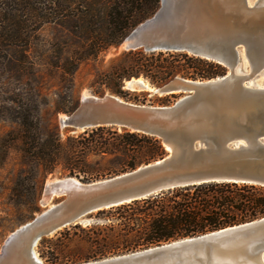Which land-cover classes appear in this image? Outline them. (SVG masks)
I'll return each mask as SVG.
<instances>
[{
	"label": "water",
	"instance_id": "1",
	"mask_svg": "<svg viewBox=\"0 0 264 264\" xmlns=\"http://www.w3.org/2000/svg\"><path fill=\"white\" fill-rule=\"evenodd\" d=\"M123 43L127 51L187 53L219 63L230 74L148 84L160 95L186 94L168 106L136 104L111 94L82 96L60 120L62 127L85 131L107 126L157 136L169 153L91 183L66 177L45 185L43 197L52 206L14 233L0 264H45L36 251L43 238L83 223L99 210L163 190L204 182L264 187V87L253 82L264 70V0H161L158 11ZM241 64L249 66V75L237 73ZM133 79L139 78L125 81L126 89H147ZM80 264H264V217Z\"/></svg>",
	"mask_w": 264,
	"mask_h": 264
},
{
	"label": "trees",
	"instance_id": "2",
	"mask_svg": "<svg viewBox=\"0 0 264 264\" xmlns=\"http://www.w3.org/2000/svg\"><path fill=\"white\" fill-rule=\"evenodd\" d=\"M161 0H0V64L14 66L15 77L27 76L36 84L40 71L28 57L32 37L46 25H68L71 33H84L91 40V59L122 44L129 33L151 17ZM81 9V13L76 11ZM74 60V59H73ZM66 60L52 65L48 76L60 74L70 83L68 96L57 100L55 113H72L78 105L73 97L74 74L79 61ZM72 62V63H71ZM12 69V68H11ZM13 70V69H12ZM223 65L183 52L147 53L143 49L125 51L113 58L106 70L97 71L91 84L94 95L106 92L126 101L146 103L147 92L125 89V81L145 78L160 87L174 78L210 80L225 76ZM21 80V79H20ZM43 81V80H42ZM41 83V82H40ZM36 91V88H34ZM140 97H144L140 100ZM176 94L162 97L171 104ZM16 141L24 155L53 173L59 166L67 175L90 183L101 178L130 172L158 161L168 151L157 136L116 127L91 128L63 141L57 126L44 127L35 100H13ZM36 113V114H33ZM57 114H55L57 116ZM94 160L89 162V158ZM107 222L106 236H97L95 245L106 247L86 260H100L172 241L195 237L264 217V187L233 182H204L178 186L148 197L95 212ZM71 228H81L79 224ZM98 225L91 231L98 232ZM68 230L65 229L64 232ZM61 234L63 232H60ZM44 238L40 241L41 245ZM40 257L54 264L44 252Z\"/></svg>",
	"mask_w": 264,
	"mask_h": 264
},
{
	"label": "rangeland",
	"instance_id": "3",
	"mask_svg": "<svg viewBox=\"0 0 264 264\" xmlns=\"http://www.w3.org/2000/svg\"><path fill=\"white\" fill-rule=\"evenodd\" d=\"M80 10L78 9L76 12L80 14ZM90 43L91 40H86L84 33H71L69 26L66 24L62 26L53 24L44 26L32 37L27 52L30 61L34 62L37 70L40 71L41 83L38 84L31 81L27 76L18 80L15 77L14 66L0 64V254L17 229L33 220L46 207L51 206V204L47 206L50 202L43 203L46 200L43 197L45 185L58 179L71 177L67 175L68 171L63 166L57 167L53 173H47L42 166L29 160L24 155L21 143L15 139L18 133V125L14 121L15 113L12 100L17 95L23 97L24 103H31V100H35L43 126L47 128L57 126L63 141L69 136H78L83 133L82 130L61 126L60 120L71 113L57 114L54 111V105L62 97L67 98L70 83L62 79L60 74L52 77L48 76L47 70L51 69L52 65L63 64L66 60H75L76 62L78 61L77 58H82L83 60L79 61L74 74L72 95L75 98L78 97V104L82 96L94 95L91 91V84L97 71L106 70L113 58L127 50H125L123 44L111 47L99 54L97 60H94L91 59ZM0 60L2 61V59ZM237 73L249 75L251 70L248 65L241 64L237 69ZM140 78L149 84L145 78ZM253 82L255 86L264 87V70L255 75ZM34 88H36V91ZM142 91L148 93L145 105L150 106L172 105L186 95L185 93L176 94V98L170 100L171 104H162L166 101L161 98L166 95L156 93L153 88L136 92ZM106 94L111 93L106 92ZM143 99L144 97H140V100ZM93 160L94 158L90 156L89 162L91 163ZM78 224L81 228L73 229L71 226L74 225H71L56 234L45 237L44 242L41 245L39 243L36 248L38 256L40 257L42 251L54 264H80L91 261V259L86 260V258L91 257L99 250L106 249L104 246L97 247L98 245H95L94 240L97 236L107 235L108 232L104 230L107 222L98 219L93 213L85 218V222ZM94 224L103 230L91 231V226ZM65 229L68 231L64 232Z\"/></svg>",
	"mask_w": 264,
	"mask_h": 264
},
{
	"label": "bare ground",
	"instance_id": "4",
	"mask_svg": "<svg viewBox=\"0 0 264 264\" xmlns=\"http://www.w3.org/2000/svg\"><path fill=\"white\" fill-rule=\"evenodd\" d=\"M123 45H125V49H126V43H123ZM245 62L247 63V61H245ZM228 74H230V72H229ZM133 81H134V82H139V83H140V82H144L145 85L147 86V89H150V88H151V87L148 86V84H147L145 81H143V79H141V78L138 79V80H137V79H133ZM126 86H127V87H128V86H131V88L134 87V85L130 84V82H127V83H126ZM65 117H66V116H65ZM63 119H64V118H63ZM79 131H80V130H79ZM99 180H101V179H99ZM58 181H59V179L56 180V181H54V182H49V183H47L46 185L49 186V185H51V184H53V183H56V182H58ZM90 183H91V182H90ZM45 199H46V200H44L43 203H44V204H47V203L49 202V198H48V197H45ZM51 206H52V205H51ZM51 206H50V207H51ZM94 213H95V212H94ZM38 216H39V215H38ZM24 225H25V224H24ZM22 226H23V225H22ZM22 226H21V227H22ZM21 227H20V228H21ZM20 228H19V229H20ZM19 229H17V230H19ZM17 230H16V231H17ZM14 233H15V232H14ZM14 233H13V235H14ZM13 235H12V236H13ZM51 235H53V234H51ZM51 235H50V236H51ZM12 236H11V238H12ZM11 238H10V239H11ZM10 239L8 240V242L10 241ZM37 255H38V254H37Z\"/></svg>",
	"mask_w": 264,
	"mask_h": 264
}]
</instances>
